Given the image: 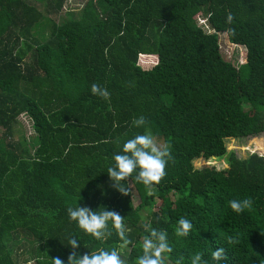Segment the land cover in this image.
Returning <instances> with one entry per match:
<instances>
[{
  "label": "trees",
  "instance_id": "trees-1",
  "mask_svg": "<svg viewBox=\"0 0 264 264\" xmlns=\"http://www.w3.org/2000/svg\"><path fill=\"white\" fill-rule=\"evenodd\" d=\"M63 2L0 0V264H67L71 238L81 256L118 247L114 230L98 241L69 220L78 206L124 217L128 264L149 225L167 233L166 264H191L197 252L207 264H264V158L229 152L224 169L192 165L223 157L230 140L254 138L263 151L264 0H86L57 23ZM218 34L244 48L243 64L222 59ZM93 83L108 101L91 94ZM20 115L28 138L14 134ZM140 116L146 124L133 126ZM146 131L173 159L154 194L123 182L133 207L131 188L111 187L107 169ZM245 198L250 209L231 210ZM182 217L193 225L187 237L175 235ZM221 247L226 258L215 262Z\"/></svg>",
  "mask_w": 264,
  "mask_h": 264
},
{
  "label": "clouds",
  "instance_id": "clouds-1",
  "mask_svg": "<svg viewBox=\"0 0 264 264\" xmlns=\"http://www.w3.org/2000/svg\"><path fill=\"white\" fill-rule=\"evenodd\" d=\"M232 21L233 16L228 14L227 22L231 23ZM197 24L204 30H208L204 19H197ZM91 94L105 101H108L111 96V93L98 83L91 85ZM132 123L135 127H143L146 124V119L140 116L134 118ZM114 127H118V125L114 124ZM112 159L114 163L107 169V174L112 181L111 187L127 196L130 194L131 183L126 185L123 182L129 180V178H134L137 183L143 184L148 194L151 195L155 185H158L165 177L167 164L173 157L170 144L159 143L150 131H146L125 141L121 151L114 154ZM134 173L135 176L133 177ZM228 204L232 211L239 214L245 209L251 208L252 199H232ZM102 208V211H93L88 207H69L67 215L69 220L76 222L84 233L98 241L111 237L114 230L121 241L118 247L111 250L99 249L96 252L85 253L81 256L75 251L79 247L78 240L71 238L68 245L73 251L68 256L67 264H128L124 257L126 256V249L133 244V241L127 236L129 229L124 223V217L116 211ZM109 223H111V228ZM148 227L150 233L142 239V255L136 259L135 264H166L165 254L173 251L168 244L167 233L152 229L150 225ZM192 227L191 221L182 217L178 220L175 235L187 237ZM211 258L215 262L224 260L226 258L225 249L221 247L212 251ZM51 260L52 264H64V261L59 257ZM177 264H180V262L177 261ZM191 264H207V262L203 261V254L197 252L192 257Z\"/></svg>",
  "mask_w": 264,
  "mask_h": 264
},
{
  "label": "rangeland",
  "instance_id": "rangeland-1",
  "mask_svg": "<svg viewBox=\"0 0 264 264\" xmlns=\"http://www.w3.org/2000/svg\"><path fill=\"white\" fill-rule=\"evenodd\" d=\"M85 1L86 0H64L59 13L54 17V21L60 23L63 20H65L69 14L76 15V13L79 11L80 7L83 5ZM36 7L40 12L44 14V9L41 4H36ZM218 46H219V53L224 61H229L235 66L244 63V57H245L244 48L241 46H233L232 44H229L225 34H218ZM147 59L151 60V58H147ZM242 109L247 110L249 111L250 114H252L251 110L248 109L246 106H242ZM13 131L15 136L19 134H23L25 138L32 136L30 123L27 117L20 115L17 118V124L13 126ZM253 139L254 138H247V139H243L242 141L230 140L225 145L226 153L223 157L219 159L211 158L206 161H203L201 159L194 160L192 162V165L195 169L204 168V167H213L216 170L224 169L226 166L225 164L226 154L229 152H233L237 158H245L246 154H251V153H254L257 156H261L264 158V133L257 137V139L260 140L262 139V145H261V148L263 150L262 152L258 150L254 151L256 146L253 142H251ZM152 194H154V190L152 191ZM131 203L133 207L138 204L137 194L134 192L132 188H131ZM155 207L159 208L160 204L156 203ZM29 264H33V263L30 262Z\"/></svg>",
  "mask_w": 264,
  "mask_h": 264
},
{
  "label": "built area",
  "instance_id": "built-area-1",
  "mask_svg": "<svg viewBox=\"0 0 264 264\" xmlns=\"http://www.w3.org/2000/svg\"><path fill=\"white\" fill-rule=\"evenodd\" d=\"M21 116H23V115H21Z\"/></svg>",
  "mask_w": 264,
  "mask_h": 264
}]
</instances>
